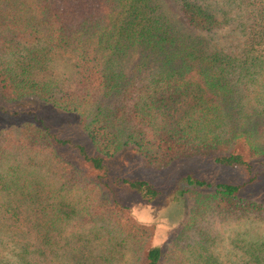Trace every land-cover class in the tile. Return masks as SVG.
<instances>
[{"label": "trees", "instance_id": "trees-1", "mask_svg": "<svg viewBox=\"0 0 264 264\" xmlns=\"http://www.w3.org/2000/svg\"><path fill=\"white\" fill-rule=\"evenodd\" d=\"M175 2L180 22L160 0H0V264H220L210 221L264 228L246 194L264 173V0ZM228 26L237 47L219 43ZM126 148L141 168L204 158L243 180L185 175L191 205L156 245L116 197L159 196L111 168ZM249 233L232 246L264 264Z\"/></svg>", "mask_w": 264, "mask_h": 264}, {"label": "rangeland", "instance_id": "rangeland-1", "mask_svg": "<svg viewBox=\"0 0 264 264\" xmlns=\"http://www.w3.org/2000/svg\"><path fill=\"white\" fill-rule=\"evenodd\" d=\"M160 2L175 22L181 21L175 0H160ZM216 34L220 45L223 47H237L240 42V37L234 32L233 26H228ZM52 74L55 77H61L66 74L70 75L71 69L68 62L58 63L52 70ZM43 112L54 125L63 127V123L68 121L67 118L47 109H44ZM4 119L5 117L0 116V122ZM76 119L78 118H72L73 121ZM66 126L67 132L74 138L80 139V135L73 122H69V125H64L65 128ZM112 161L111 168L119 173V175L128 173L130 179L142 177L159 191V196L154 201L148 203L122 186H118L115 189L116 197L121 205L127 208L131 217L138 224L152 228L154 234L152 243L155 241L154 244L156 245H166L165 243L168 241L172 229L179 224L183 215H185V209L191 205L190 201H185V204H183V197L179 188L182 185L181 179L185 175L190 174L207 180L227 181L230 183H238L243 180L237 172L218 167L204 158L180 160L172 163L166 169L153 170L141 168L137 164L136 156L133 155L132 150L126 148ZM246 194H249V197L253 199L264 202V173L259 176L258 182L246 188ZM207 226L209 227L211 237H213L210 251L217 257L220 264H244L241 253L234 249L232 241L237 234L243 232L246 228L249 229L251 237L258 236L264 238V228L260 223L235 224L229 222L220 223L212 220Z\"/></svg>", "mask_w": 264, "mask_h": 264}]
</instances>
